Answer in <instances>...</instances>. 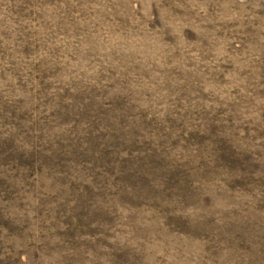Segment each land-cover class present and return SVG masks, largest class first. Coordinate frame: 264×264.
Segmentation results:
<instances>
[{
	"label": "rangeland",
	"instance_id": "obj_1",
	"mask_svg": "<svg viewBox=\"0 0 264 264\" xmlns=\"http://www.w3.org/2000/svg\"><path fill=\"white\" fill-rule=\"evenodd\" d=\"M0 264H264V0H0Z\"/></svg>",
	"mask_w": 264,
	"mask_h": 264
}]
</instances>
